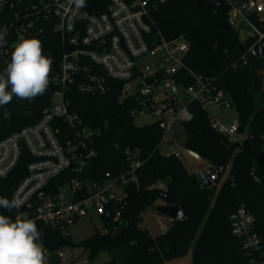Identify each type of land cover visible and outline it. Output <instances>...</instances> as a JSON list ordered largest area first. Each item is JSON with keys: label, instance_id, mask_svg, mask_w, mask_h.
I'll return each mask as SVG.
<instances>
[{"label": "built area", "instance_id": "2783aa9c", "mask_svg": "<svg viewBox=\"0 0 264 264\" xmlns=\"http://www.w3.org/2000/svg\"><path fill=\"white\" fill-rule=\"evenodd\" d=\"M96 1L85 0L86 6L77 8L73 0H0V28L8 29L6 45L0 48V72L21 35L54 26L64 48L58 71L50 77L53 102L44 109L43 117L0 140V181L22 159H28L26 174L12 192V198L24 202L14 220L34 219L39 231L44 226L64 236L71 235L70 227L85 217L97 216L102 221L98 228L105 230L106 220L121 222L128 186L137 182L136 167L141 163L135 159L122 172L92 176V161L98 154L94 148L97 131L70 110L65 99L70 87L81 93L105 94L117 83L122 98L133 101L134 118L155 114L164 134L171 131L175 137L178 127L192 120L193 103L208 111L212 127L230 143H242L250 135L239 130L240 122L224 124L210 112L214 107L226 111L233 102L216 77L199 73L187 63L188 41L182 36L167 39L154 29L152 12L168 0H107L100 12L94 11L101 8ZM208 1L227 8L229 24L246 46L239 61L264 57V0ZM58 94L63 100L55 102ZM181 147L168 154H188L183 141ZM208 164L206 176L217 184L226 167ZM232 229L242 238L251 263L264 264L254 214L243 206L238 208L232 215ZM40 243L46 249V264L90 263L88 257L68 256L62 247L65 241L54 249L45 245L42 236Z\"/></svg>", "mask_w": 264, "mask_h": 264}, {"label": "trees", "instance_id": "16d2710c", "mask_svg": "<svg viewBox=\"0 0 264 264\" xmlns=\"http://www.w3.org/2000/svg\"><path fill=\"white\" fill-rule=\"evenodd\" d=\"M96 2L101 8L95 12L107 5V0ZM151 21L167 39L182 36L188 41L187 63L199 73L216 77L238 110L239 130L250 135L239 148H230L227 136L212 127L208 111L192 104L193 118L182 124L184 147L199 153L207 163L226 167L219 174L218 187H204L201 174L189 172L181 157L161 152L164 128L158 120L135 123L133 101L122 98L117 83L105 94H86L70 87L65 94L70 110L83 118L84 125L97 131L94 148L98 154L92 161V176L98 178L105 171L119 173L132 160L141 162L136 167L137 182L128 186L121 222L106 220V230L97 228L78 244L89 252V264H97L95 260L102 252L110 255L102 264H167L189 249L191 264H253L242 238L233 232L232 215L242 206L254 214L264 258V57L239 61L246 46L229 24L223 5L207 0H168L152 12ZM44 30L26 37L42 41L45 55L53 60L51 74H55L64 48L54 26ZM53 93L54 86L50 85L32 101L13 97L10 104L0 107V140L43 117L44 109L53 102ZM6 111L10 113L7 119ZM27 162L22 159L0 181L3 197L12 199L14 188L26 174ZM159 202L181 203L186 216L153 235L141 223L146 209ZM0 212L14 220L17 209ZM40 230L50 249L56 248L60 238L73 244L71 235L44 226Z\"/></svg>", "mask_w": 264, "mask_h": 264}, {"label": "clouds", "instance_id": "9594fccd", "mask_svg": "<svg viewBox=\"0 0 264 264\" xmlns=\"http://www.w3.org/2000/svg\"><path fill=\"white\" fill-rule=\"evenodd\" d=\"M77 8L85 0H73ZM8 29L0 28V48L6 45ZM53 60L45 55L42 41L21 35L11 52L10 61L0 72V107L10 104L13 97L32 101L43 95L50 84ZM10 115L4 113L5 119ZM19 198L0 197V209L8 212L23 206ZM41 232L34 219L13 220L0 212V264H46Z\"/></svg>", "mask_w": 264, "mask_h": 264}, {"label": "rangeland", "instance_id": "374dc122", "mask_svg": "<svg viewBox=\"0 0 264 264\" xmlns=\"http://www.w3.org/2000/svg\"><path fill=\"white\" fill-rule=\"evenodd\" d=\"M242 36V35H241ZM62 99L61 95L58 94L54 97L55 102H60ZM262 105V103H260ZM211 113L216 114L218 121L224 124H232L239 122L238 110L236 107H230L226 111L220 110L218 107H214L210 110ZM135 123L137 125H143L146 123L154 122L158 119L155 114L150 115H138L135 118ZM159 148L162 153L168 154L172 153L174 150H182L181 142L183 141L185 134L182 127H178L176 137L171 131H167L164 134ZM181 141V142H179ZM181 160L189 172H194L197 174H207L209 171V164L205 160H198L193 156L182 153ZM220 182L218 181L216 186L218 187ZM160 204V202H159ZM172 219L164 214H160L155 210L154 207H149L146 209L143 215V220L141 225L147 227L153 235H157L160 232L167 229L172 223ZM100 219L95 216L92 219L85 217L76 221L70 227V234L72 238V243H65L62 245L65 251H67L68 256H76L78 258L84 259L89 258V252L85 250L78 243L88 236L92 235L94 231L101 225ZM110 258V255L107 252H102L98 258L95 260L97 264H102ZM192 263V249H189L187 254L174 258L167 261V264H191Z\"/></svg>", "mask_w": 264, "mask_h": 264}, {"label": "water", "instance_id": "95a60500", "mask_svg": "<svg viewBox=\"0 0 264 264\" xmlns=\"http://www.w3.org/2000/svg\"><path fill=\"white\" fill-rule=\"evenodd\" d=\"M209 1L207 0V3ZM241 146V142L237 141L235 143H231L229 145L230 148H239ZM187 152L189 155L193 156L194 158L198 160H202V157L199 153H197L194 150L187 149ZM201 180L203 182V186H211L213 183L212 181L205 175L201 174ZM155 210L159 212L160 214H164L168 217H170L172 220H179L183 219L186 216L185 209L181 203H173V204H156L154 206ZM64 244V240H60L56 242V245Z\"/></svg>", "mask_w": 264, "mask_h": 264}]
</instances>
